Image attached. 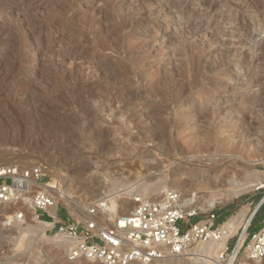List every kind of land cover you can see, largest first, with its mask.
I'll return each mask as SVG.
<instances>
[{
	"label": "rangeland",
	"instance_id": "rangeland-1",
	"mask_svg": "<svg viewBox=\"0 0 264 264\" xmlns=\"http://www.w3.org/2000/svg\"><path fill=\"white\" fill-rule=\"evenodd\" d=\"M201 163L236 188L204 172L199 198L259 182L187 217L244 213L215 258L228 264L264 196V0H0L1 166L41 165L82 204L109 196L123 210L132 186L164 187ZM1 204L20 213L0 208V264H102L71 260L70 240L39 227L20 195ZM73 209L59 202V220L81 226ZM243 263L264 259L240 250L231 264Z\"/></svg>",
	"mask_w": 264,
	"mask_h": 264
},
{
	"label": "built area",
	"instance_id": "built-area-1",
	"mask_svg": "<svg viewBox=\"0 0 264 264\" xmlns=\"http://www.w3.org/2000/svg\"><path fill=\"white\" fill-rule=\"evenodd\" d=\"M34 184L44 188L33 192L31 210L37 220L51 223L47 227L49 230L55 228L58 234L73 241L69 250L71 260L83 258L102 264L150 262L166 254H182L199 243L218 242L226 234L224 222L217 223L218 214L214 211L194 222L188 221L187 217L192 214H184L179 207L172 206L176 199V193L172 191L166 194L164 208L139 195L135 196L134 209L117 217L110 226L103 225L99 220L105 200L89 206L85 211L87 219L81 226L64 218L59 220L58 202L52 193L53 189L59 188V183L46 180L41 165L0 169V201L6 202L14 197V186L29 192ZM54 204L56 210L52 214L50 209ZM249 225L233 250L238 246L237 254L241 250L248 260L259 262L264 259V215L252 232H248Z\"/></svg>",
	"mask_w": 264,
	"mask_h": 264
},
{
	"label": "bare ground",
	"instance_id": "bare-ground-1",
	"mask_svg": "<svg viewBox=\"0 0 264 264\" xmlns=\"http://www.w3.org/2000/svg\"><path fill=\"white\" fill-rule=\"evenodd\" d=\"M24 24H28V22L25 21ZM244 121H246V119ZM211 139H213L212 136L208 135V136L203 138V141H207V142L212 141L213 142L214 139L213 140H211ZM5 144H7V143H5ZM213 164L212 163H209V165L202 164V163L200 165L195 164L196 165V167H194L195 169L186 170V171H182L181 173H178L180 181L177 179H174V178L171 180L168 179L165 181L166 185L164 187L161 185V182H154L151 184H147V185H144L142 188H139V189L132 188L133 187L132 186L131 189H129V190L127 189L128 191L126 192L128 199H125L124 202L122 201V205L124 208L123 210L119 209V207L117 205V200L115 199V197L103 196L102 198L101 197L96 198L93 202H91V204L94 202L100 201V200L106 201L105 206L103 209L100 210L99 215L102 218L104 216H108L109 218L108 217L107 218L109 219V223L107 226H110L114 223V221L117 217H120L124 214L130 213L134 209V207L136 206V204L134 202V197L137 195H139L140 197L146 198L145 197L146 195L151 196V195L155 194L154 197H150V198H148V200L151 201L152 203H158L162 206V208H164L166 203H167L166 194L168 191L171 190L172 192L176 193V199H175L174 203L172 204V206L173 207H175V206L179 207L180 211L184 214H195L198 212L207 211V210L211 209L212 207H214L215 205H217L223 201H226L228 198H230V196H234L240 192L247 191V190H249V189H251V188H253L259 184V182H256L254 184L241 185V187L240 188L237 187V189H234V188H232L231 190L229 189V191L227 190L226 193L221 195L223 197H221L220 194H218V195L211 194V195L205 196L203 198H199L197 196L192 195L191 189L196 187V186L201 185V183H202L200 180H198L196 178L193 179V177L205 172L207 175V179L212 181V179L215 175L212 176L210 174L209 170L211 169V167H213ZM10 165L9 164L8 165H2V166L0 165V169H7L10 167ZM45 169H43V171ZM223 170L224 169H222V171ZM46 172H47V170H46ZM182 176H184V177H182ZM221 176L223 177V175H221ZM227 176H229V175H227ZM214 179H221V181L228 182V184L230 186L236 188V184H235L236 182L232 178L214 177ZM206 181H205V183H206ZM207 184H209V183H207ZM218 184H219V182H218ZM34 188L36 190H40V189L44 188V186L34 184ZM13 189H14V197L10 201L12 202L13 200H15L17 195H20L22 198L25 199V203L28 204L27 206H28V209L30 210L31 209V198H27L26 196L24 197L25 194L29 193L28 190L27 189H20V188H17L16 186H14ZM52 193L54 194V196L56 198V202H58V203L64 202L70 208L71 211L72 210L74 211L73 208H75V207L80 208V210L82 212H84V213H82V215H83L82 220H83V222L86 221L87 216L85 214V211L89 208V206L91 204H89V205H86L84 203L82 204V202H80L78 200V198L76 197L74 190L70 189L69 186H63V185L61 186L60 182H59V188L55 189V190L53 189ZM208 193H210V192H208ZM119 202H121V201L119 200ZM7 203H5V204H7ZM0 208H2L1 211H3V215L5 216L6 220L14 218L20 213L18 210H13V209H11V211L8 210L6 208V205L5 206L2 205V207H0ZM55 210H56V206L54 204L52 206V208L50 209V212L52 214H54ZM23 216L26 217V215H24V214H21L20 217H23ZM243 216H244V213L240 212V213L236 214L235 216L231 217L230 219H228L224 223V227L226 228V234L222 238V240H220L218 242L199 243L195 247H193L192 249L186 250L182 254H178V255L166 254L163 258L152 260L150 262H137V261H135V262H130L128 264H159V263L161 264V262L163 263L165 261L179 262V261H183V260H185V261L194 260V261L198 262V264H217V261L215 260L217 253L219 252V250H222V248L224 247V244H225V240L233 234V232L236 230V227H237L238 223L240 222V220L242 219ZM250 218H251V216L248 218V220L245 224V228L247 227L248 223L250 222ZM38 222L39 223H37V224L40 225L39 227L42 226L41 228H43V229H44V227L47 228V227L51 226V223H48V222H42V221H38ZM244 234H245V230H243L241 238L244 236ZM53 239H57L60 243H62V242L66 243L69 241L67 238H65L61 234H59V236H55ZM72 242L73 241L70 240L71 244H72ZM237 250H238V246L233 250V252L231 254L230 262L229 263L227 262L228 264H231L232 260H235V258L237 256ZM240 259L242 260V257ZM92 261H95V260H91L89 262L93 263Z\"/></svg>",
	"mask_w": 264,
	"mask_h": 264
},
{
	"label": "trees",
	"instance_id": "trees-1",
	"mask_svg": "<svg viewBox=\"0 0 264 264\" xmlns=\"http://www.w3.org/2000/svg\"><path fill=\"white\" fill-rule=\"evenodd\" d=\"M233 208L232 207H225L221 210L217 211L218 214V219H217V223L222 222L223 219L225 217H227L228 215H230L232 213ZM255 219H259L260 217H262L264 215V203L259 207L258 211L255 214Z\"/></svg>",
	"mask_w": 264,
	"mask_h": 264
},
{
	"label": "water",
	"instance_id": "water-1",
	"mask_svg": "<svg viewBox=\"0 0 264 264\" xmlns=\"http://www.w3.org/2000/svg\"><path fill=\"white\" fill-rule=\"evenodd\" d=\"M264 203V196L262 197V199L258 202V204L256 205V207L254 208L252 214H251V218H250V222L252 221L253 217L255 216L256 212L258 211L259 207ZM249 222V224H250Z\"/></svg>",
	"mask_w": 264,
	"mask_h": 264
},
{
	"label": "crops",
	"instance_id": "crops-1",
	"mask_svg": "<svg viewBox=\"0 0 264 264\" xmlns=\"http://www.w3.org/2000/svg\"><path fill=\"white\" fill-rule=\"evenodd\" d=\"M65 215H66V212H61V214H60L61 217H65Z\"/></svg>",
	"mask_w": 264,
	"mask_h": 264
}]
</instances>
